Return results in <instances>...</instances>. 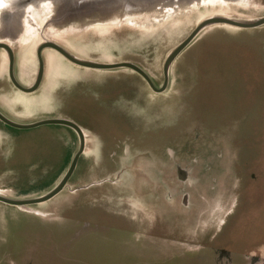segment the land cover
I'll return each instance as SVG.
<instances>
[{
  "label": "rangeland",
  "instance_id": "1",
  "mask_svg": "<svg viewBox=\"0 0 264 264\" xmlns=\"http://www.w3.org/2000/svg\"><path fill=\"white\" fill-rule=\"evenodd\" d=\"M231 7L232 16L264 17V0ZM214 11L83 19L43 34L87 60L134 63L161 87L169 55ZM34 34L24 30L12 44L16 77L27 86L39 70L42 37ZM50 53L61 72L80 79L62 80L47 94L46 67L40 90L24 94L7 61L0 111L13 119L21 110L6 103L41 101L43 112L23 123L75 117L119 130L125 143L116 153L89 150L51 202L0 203V264H219L228 257L264 263V26L205 29L173 62L163 94L128 69L82 68L53 50L43 56ZM56 129L14 130L0 122V194L33 199L56 186L66 171ZM91 161L97 164L87 167Z\"/></svg>",
  "mask_w": 264,
  "mask_h": 264
},
{
  "label": "water",
  "instance_id": "2",
  "mask_svg": "<svg viewBox=\"0 0 264 264\" xmlns=\"http://www.w3.org/2000/svg\"><path fill=\"white\" fill-rule=\"evenodd\" d=\"M53 2L55 5L54 13L50 20H46L44 28L40 29V36L43 42L37 47V57L39 62V70L33 85H23L16 77V55L13 49V43L20 37L25 28L24 14L26 15V8L33 2ZM186 0H19L17 2V9L11 12H3L2 23H0V53L6 55L9 62V77L14 87L24 94H34L40 90L44 82L46 74V63L44 59V52L46 50H53L63 56L70 63L87 69L98 71H112L119 69H128L143 77L149 84L150 88L157 94H163L167 91L170 81V69L173 62L198 38V36L207 28L212 26H231L236 29L251 30L258 29L264 26V17L259 19H245L239 16L227 17L224 15H215L207 17L204 21L198 24L193 33L179 45L167 58L164 65L165 81L161 87L155 85L149 74L131 62L123 63H101L96 61L81 58L66 47L53 40L47 39L43 34V29L50 26H62L71 22H77L83 19H102L106 20L111 16H135L152 13L159 10L176 11L189 8L181 5ZM182 2L181 4H179ZM187 3V2H186ZM180 5L182 8H176ZM175 8V9H174ZM1 60V56H0ZM0 122L14 130H32L43 126L63 125L75 129L83 137V130L74 122L66 119L47 118L35 121L33 123H23L16 121L14 118L6 116L0 111ZM84 152V148L73 159V163L63 173V178L56 184V186L45 195L33 199H12L3 194H0V203L11 207L29 208L46 204L60 194H62L69 187V181L74 175L80 155ZM264 264V263H262Z\"/></svg>",
  "mask_w": 264,
  "mask_h": 264
},
{
  "label": "bare ground",
  "instance_id": "3",
  "mask_svg": "<svg viewBox=\"0 0 264 264\" xmlns=\"http://www.w3.org/2000/svg\"><path fill=\"white\" fill-rule=\"evenodd\" d=\"M17 2H19V0H0V23H2V15L3 12H11L13 10H16L17 7ZM187 2V3H186ZM251 2V0H186L183 3L180 2L179 4L181 5H185L188 7H200L203 6L205 8L207 7H214L215 11L212 15L210 16H219V15H224L227 17H234L231 15V13H233L232 11L233 8L231 7L232 5H236V6H242L243 4L245 5H249ZM178 4V6L176 8H182L180 7V5ZM54 8L55 5L53 2H33L31 3L25 10L26 15L24 14V21H25V25H26V32H32L34 31V35L36 36H40V22L42 20H50L52 14L54 13ZM175 9V8H174ZM43 17L41 19V21L37 18V17ZM206 18L201 19V21L199 23H201L202 21H204ZM226 26V25H225ZM225 26H221V27H225ZM226 27H230L233 28L231 26H226ZM236 29V28H235ZM33 35V34H32ZM36 39H39L38 37H36ZM53 41L59 43L58 38L57 37H53ZM43 42V39L40 41V44ZM54 54L50 53L48 54L47 58L44 57L45 59V63H46V67L48 69V75H47V80H46V90L49 92L47 94H50L52 88L54 86H56L57 84L60 83V81L65 80V81H77L80 79V77L75 74L74 72H72V74H64L63 72L60 71L57 63L54 61ZM53 58V59H52ZM62 58V57H61ZM7 68V57L6 55H2L1 56V60H0V72H5ZM28 65L25 64L23 65V70H22V79L26 78V75L28 74ZM26 101L21 102V103H6L5 106L12 112L15 110L16 107L20 108L21 113L20 115H15V117H13L16 121L19 122H26L28 120H30L31 117L34 116V114H40L43 112V109L46 104L45 103H41L38 102L37 100H27ZM3 104V103H2ZM14 116V115H13ZM183 174V182L186 181V174Z\"/></svg>",
  "mask_w": 264,
  "mask_h": 264
},
{
  "label": "flooded vegetation",
  "instance_id": "4",
  "mask_svg": "<svg viewBox=\"0 0 264 264\" xmlns=\"http://www.w3.org/2000/svg\"><path fill=\"white\" fill-rule=\"evenodd\" d=\"M70 101H74V98H72V100ZM54 118L66 119V120L72 121L78 127H80L84 132L83 133L84 135L82 137L79 134V132H77L75 129L71 127H67L63 125H53L55 128H57L55 130L56 136L53 139L56 140L55 142L56 144H58L60 150L65 152L64 153L65 158H64L61 170L64 171V170L69 169V167L73 163V159L84 148V152L79 157L76 171L74 175L72 176V178L70 179L69 183H71L75 179V176L77 175V172L80 169L81 164L83 163L82 159H84V157L87 155V152L89 150L94 151L98 149L97 151H99L101 155L107 154V153L109 154V152L116 153V152H120V149L122 148L121 144L123 142L125 143V141L122 140V135L120 134L119 130L103 129L102 127H100L99 123L89 124V123H85L84 121H79L75 119V117H54ZM92 139H94L98 143L97 146L91 145ZM95 163L96 161H91L87 163L86 165L87 167H89V164H95ZM62 176H63V173L57 177V180L59 179L60 181L61 178H63ZM219 261H221L219 264H248L246 263V261H244V259L236 258V257H232V258L228 257L226 260V263L222 262L223 258H220Z\"/></svg>",
  "mask_w": 264,
  "mask_h": 264
}]
</instances>
